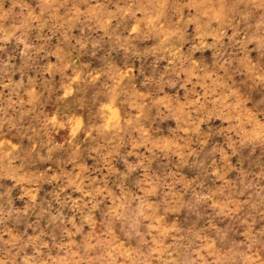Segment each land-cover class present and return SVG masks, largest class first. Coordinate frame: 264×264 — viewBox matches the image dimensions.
Wrapping results in <instances>:
<instances>
[{
  "label": "rangeland",
  "instance_id": "374dc122",
  "mask_svg": "<svg viewBox=\"0 0 264 264\" xmlns=\"http://www.w3.org/2000/svg\"><path fill=\"white\" fill-rule=\"evenodd\" d=\"M0 264H264V0H0Z\"/></svg>",
  "mask_w": 264,
  "mask_h": 264
}]
</instances>
